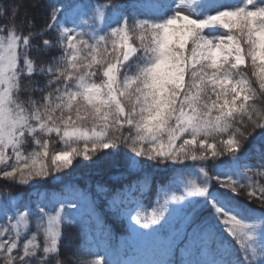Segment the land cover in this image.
Wrapping results in <instances>:
<instances>
[{
  "label": "snow or ice",
  "instance_id": "6c2138e0",
  "mask_svg": "<svg viewBox=\"0 0 264 264\" xmlns=\"http://www.w3.org/2000/svg\"><path fill=\"white\" fill-rule=\"evenodd\" d=\"M120 163L167 173L151 210L147 179L108 200L161 258H123L66 180ZM0 180L31 190L0 191V264H264V0H49L39 25L0 6Z\"/></svg>",
  "mask_w": 264,
  "mask_h": 264
},
{
  "label": "trees",
  "instance_id": "16d2710c",
  "mask_svg": "<svg viewBox=\"0 0 264 264\" xmlns=\"http://www.w3.org/2000/svg\"><path fill=\"white\" fill-rule=\"evenodd\" d=\"M49 0H0V6L4 5H18L20 17H27L28 19H34L39 25L42 18L46 15V8ZM27 31V29H25ZM123 151V149H121ZM76 170L71 175L66 177V180L71 183H75L80 188L87 190L91 193V196L95 202V211L100 219L102 226L107 227L115 237H123L126 240V253L123 258L134 260H148L161 258L160 253L162 249L160 243L156 238L144 237L130 239L126 230V225L121 220L114 219L112 211L108 208V200L112 194L120 189L122 186L132 183L133 181L150 180L151 191L145 201L150 207L154 203L155 186L158 181H163L167 177V173L163 171H156L152 169L146 170V172H127L122 163L119 166L103 165L99 168H90L87 164H81L76 167ZM105 186L107 192H97V185ZM11 187L12 192L21 193L24 197H28L30 189L19 188L15 186H9L7 181L0 180V191ZM59 185L55 181H49L44 184L40 191L46 192L51 196L57 191ZM33 195H35L33 193ZM101 202L103 204H101ZM259 207L258 205H254ZM92 237L94 240L100 239L96 235V225L93 223ZM83 243L80 225H72L64 227V239L61 244V254L64 257L70 256L79 246ZM115 243V241H114ZM87 258V257H85ZM174 261L181 259V254L178 249L174 250L171 257ZM66 264H72L71 261L66 260Z\"/></svg>",
  "mask_w": 264,
  "mask_h": 264
},
{
  "label": "rangeland",
  "instance_id": "374dc122",
  "mask_svg": "<svg viewBox=\"0 0 264 264\" xmlns=\"http://www.w3.org/2000/svg\"><path fill=\"white\" fill-rule=\"evenodd\" d=\"M101 204H103V203L101 202ZM113 218H114V219H118L116 214H113ZM118 220H119V219H118ZM121 221H122V220H121ZM122 222H123L124 225H127V223H128L126 220H123ZM125 259H127V258H125ZM130 259H131V260H134V258H132V257H131Z\"/></svg>",
  "mask_w": 264,
  "mask_h": 264
}]
</instances>
